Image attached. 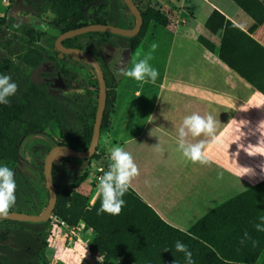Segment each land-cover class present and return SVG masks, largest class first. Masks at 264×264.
<instances>
[{"label": "rangeland", "instance_id": "1", "mask_svg": "<svg viewBox=\"0 0 264 264\" xmlns=\"http://www.w3.org/2000/svg\"><path fill=\"white\" fill-rule=\"evenodd\" d=\"M134 2L140 11H147L150 15L152 14V17L159 12L168 26L174 27L177 24L178 7L172 0H134ZM114 4L119 8L122 17L124 15L125 21L116 19L112 23H116L121 29L132 28L135 20L122 0H108L107 9L101 13H99L98 4L88 6L87 15L101 17L103 13L110 11L109 9ZM252 10L257 19L260 20L264 17V6ZM57 12L53 0H7V3L5 0H0V64H3L4 61L8 62L10 70L4 71L3 75L10 76L12 81L18 85L16 94L9 100L23 101L24 97L30 95V97H34L31 102L32 108L42 114L44 104L39 100L41 98L43 102L47 103L46 112L48 115L47 120L46 116L43 119L32 109L30 115L35 117L36 129L41 132L27 134V128L22 125L18 137L17 156L0 163V165H7L15 173L17 190L13 212L38 215L45 210L49 199V191L43 180V166L47 153L55 146L67 145L74 132L81 133L83 130H88L94 123L92 113L98 98V91L92 80L95 79V75L90 70L81 72L83 62L77 68L74 66L68 68L69 62L74 60L55 50L54 42L61 34L60 28L57 26ZM154 24V21H150L146 26L147 35L152 33ZM29 29L34 31L32 39L27 35ZM156 29L159 28L156 26ZM218 35L220 37L221 33L219 32ZM83 41L85 52L97 58L110 69L113 83L116 85L123 77L119 74V70L127 68L128 55L119 57L108 55L103 39L98 36H85ZM203 41L211 44L200 37L199 42L204 47ZM21 48L32 53L12 54ZM205 48L207 49V47ZM217 50L218 47L214 46L211 52L217 54ZM130 54V62L131 60L135 62V54ZM233 55L237 58L241 56L236 52ZM36 56H39L41 60L34 62ZM257 61L260 63V68L264 69V59L262 61L259 58ZM83 77L91 79L88 80V84L92 83L94 88L92 104L90 95L83 99L64 95L63 90H68V86L73 89L77 88L79 84H86L87 80H83ZM253 78L258 84L264 86V74L253 76ZM131 83L134 87L138 84L133 79H131ZM108 91L111 93V104L92 157L83 163L82 169L77 175L71 171L69 174L64 173L68 163L61 160L62 156H58L53 162L52 174L63 191V198L50 215L47 225L48 244L39 258L38 264H64L57 259L59 258L57 251L78 247L82 250L85 249L86 254L98 257L102 264H138V261L143 264H170L161 254L165 246L155 245L157 234L155 227L150 228L146 224V220L150 216V212L148 213L146 209L135 208V247L133 248L124 246L122 237L120 235L117 237L113 231L116 228V223L103 218L106 213H98L101 205L100 199L96 209L92 210L98 199L96 184L101 175L98 168L104 170L108 168L105 163L99 164L103 155L101 147L105 141V133L113 110V93L111 89ZM43 125L45 126L42 127ZM254 161L255 159H252V162ZM252 165L255 167L254 164ZM253 177L256 179H252L251 185H248L246 189L221 190L220 200L215 204L197 202L194 209L199 219L187 233L175 230L187 235L194 228L220 245V232H226L225 228L233 224L237 225L241 221L249 223L255 211L258 216L252 220H254L256 232H259L256 225L264 226L262 219L264 218V201L260 202V197L251 195V191L262 185V196L264 195V175H253ZM229 205L233 211L241 213L242 217L223 214L221 218L216 219L213 212L217 213L221 210L226 213ZM73 230H76V234L71 233ZM175 243L176 241L171 239L169 245H166L170 248L169 251L177 252ZM5 246L9 247V245ZM209 249L219 257L215 249L211 247ZM81 256L83 257L82 254ZM88 261L89 259L84 257L83 263ZM92 261L96 262L94 259ZM197 263L199 262L195 264ZM254 264H264V245L260 252L258 250Z\"/></svg>", "mask_w": 264, "mask_h": 264}, {"label": "crops", "instance_id": "2", "mask_svg": "<svg viewBox=\"0 0 264 264\" xmlns=\"http://www.w3.org/2000/svg\"><path fill=\"white\" fill-rule=\"evenodd\" d=\"M172 2L178 7L177 24L171 28L154 24L152 33H146L132 53L135 62H130L131 54L128 55L126 69L142 59L153 43L157 44L150 61L159 73L156 82L138 83L134 87L131 78L123 75L111 89L113 110L99 164L109 165L112 146L124 147L140 169L139 177L129 190L161 221L187 233L199 219L194 209L197 202L215 204L220 200L221 190L246 189L252 179H256L253 175L240 177L232 159L241 167L253 169L255 176L264 175L261 171L264 157L249 156L238 150L237 144H232L237 135L235 120L247 122L242 129L246 135L240 143L245 147L249 143L258 144L260 134L256 128L264 121V94L223 63L216 53L201 45L200 37L216 47L220 44L219 35L210 33L204 24L216 10L264 48V20L256 24L231 0ZM73 60L68 68L82 65L78 59ZM86 70H89L88 65L83 63L81 72ZM83 80L87 83L64 89V95L83 99L89 94L92 104L94 88L92 83L88 84L91 79L83 77ZM92 80L94 82V78ZM139 93H144L146 99L140 100ZM192 113L211 114L220 122L218 134L224 147H209L206 165L185 160L177 150L178 128L183 118ZM157 146L162 151L158 152ZM71 233L76 234V230ZM57 254V259L64 264H102L98 257L86 254L80 247L57 251ZM84 257L89 261L83 263Z\"/></svg>", "mask_w": 264, "mask_h": 264}, {"label": "trees", "instance_id": "3", "mask_svg": "<svg viewBox=\"0 0 264 264\" xmlns=\"http://www.w3.org/2000/svg\"><path fill=\"white\" fill-rule=\"evenodd\" d=\"M107 1L108 0H53V4L58 10L57 26L60 28L61 34L89 24H109L119 27L116 23L112 22L116 19L123 20L124 22L125 19L124 16L122 17V13L119 12V8L115 4L111 7V9H109L110 11L103 13V16L101 17L97 15L89 17L87 15V7L96 4L99 5V13L105 11L108 6ZM231 1L243 12L253 18L256 24L263 22L264 17L260 20L257 19L252 9L263 7L264 2L261 3L258 0ZM135 5L137 6L136 3ZM140 14L142 17V27L138 35L135 37L128 38L110 33L94 32L66 39L62 42L63 46L67 48H78L85 51L82 45V42H84L83 38L85 36L94 35L103 39L108 55L111 54L115 57H119L127 51L133 53L136 50L146 33V26L150 21H154L156 25L163 28H171L168 26L167 22L161 18L159 12L155 13L153 17L152 14L150 15L147 11H140ZM204 26L212 34L221 33L220 44L217 50L218 58L253 87L264 94V86L258 84L253 78V76L264 74V69L260 68V63L257 61L259 58L263 61L264 48L216 10L211 13ZM33 33L34 31L29 29L27 35L32 39ZM203 44L210 51L214 49L213 45L205 41H203ZM235 52L239 53L241 56L237 58L233 55ZM29 53L32 52L23 48L19 49L16 53L12 52V54ZM68 57L74 59V57ZM95 59L98 61L103 71L107 90L114 88L115 84L113 83V76L110 69L105 64H102L97 58ZM39 60H41L40 57L36 56L34 62ZM81 62L86 64L84 61ZM7 63V61H4L3 64H0V74H3L6 70H10ZM88 68L93 72L90 66H88ZM94 85L98 91L96 79H94ZM81 86L82 84H79L78 87ZM68 89H70V86H68ZM110 97L111 93L110 91H107L101 127L105 122L108 108L111 104ZM33 99L34 97H30L29 95L28 97H24L23 101L12 99L6 105L0 104V163L17 156L18 137L22 125H25L27 128V134L41 132V130L36 129L37 126L35 117L30 115L31 110L33 109L31 106ZM39 100L42 101V104H44L43 112L41 114V112L39 113L36 110L34 111V109L33 112L43 117V119L46 116L47 120V103L43 102V99L41 98ZM113 103L114 97L112 104ZM96 106L97 104L94 106V111L92 113L93 119L95 117ZM44 126L45 125L42 127ZM92 129L93 124L88 130H83L81 133L74 132L70 142L65 146L78 151L86 150L90 143ZM61 160L68 163V167H66L64 172L65 174H69L71 171V173L77 175L81 171L83 163L87 162L89 159L82 160L62 156ZM71 166H74V168H71ZM53 183L57 196L54 208H57L59 202L63 198V191L58 186L54 176ZM262 187V185H259L251 191V195H258L260 197V202L264 201V195L262 196ZM99 199L100 198H98L95 202L92 210L96 209ZM123 199L125 201V207L122 209L120 215L111 216L106 214L103 218L108 221L115 222L116 228L113 231H115L117 237L119 235L122 237V243L124 246H127V248H133L135 247V208H140L141 210L142 208L146 209L148 213L150 212V216L149 219L146 220V224L149 225L150 228L155 227L156 230L157 240L155 245L165 246V248L162 249L161 254L170 264H187L184 253L169 251L170 248L166 247V245H169L171 239L174 241H181L183 244L187 245L188 249L192 253V260L194 264L196 262H199L197 264H254L258 250L260 252L264 245V231L256 232L254 220H252L255 216H258V213L255 211L253 212L249 223H247V221H241L237 225L233 224L228 228H225L224 230H226V232H220L219 239L221 244L219 245L214 243V241L210 238L206 237L203 232L197 231L194 228H192L189 233L185 235L168 227L149 207H147V205L134 195L131 190H128ZM11 212H13V210ZM223 214H233V216L237 215L240 218L242 217V214L233 211V209L230 208V205L228 206L226 213H223L221 210L217 213L213 212V215H216V219L221 218ZM48 222L49 220L43 223L17 222L4 219L0 220V264H38V260L48 244ZM262 228H264V226ZM5 245H9V247H6ZM209 247L215 249L219 257H217L209 249ZM138 264L143 263L138 261Z\"/></svg>", "mask_w": 264, "mask_h": 264}, {"label": "clouds", "instance_id": "4", "mask_svg": "<svg viewBox=\"0 0 264 264\" xmlns=\"http://www.w3.org/2000/svg\"><path fill=\"white\" fill-rule=\"evenodd\" d=\"M5 3H7V0H5ZM157 47L158 45L153 43L150 51L142 59L134 63L131 68H121L119 74L131 78L141 85L146 83L154 84L159 73L151 65L150 61L153 59L152 53L155 52ZM17 90L18 85L12 81L10 76L0 74V104H8L10 102L9 98L14 96ZM235 122L237 127L234 132L237 135L233 138L232 144H237L238 150H243L249 156L258 155L264 157V121H261L256 128V132L260 134L258 144L249 143L247 147L240 143L246 135L242 129L247 126V122H237L236 120ZM219 126V120L211 114L200 115L199 113H192L185 116L178 128L177 150L185 160L193 164H208L207 149L213 145L218 148L224 147L223 141L218 134ZM155 148L158 152L162 151L160 146ZM236 155H238V152ZM109 159L110 163L107 170H100L103 174L98 177L96 184V195L101 200L98 213L118 216L125 207L123 197L132 187V182L139 177L140 169L132 154L119 144L110 148ZM232 163L240 177L255 175L253 169L239 166L235 159H232ZM261 171L264 172V168ZM16 190L17 184L14 171L7 165H0V218H7L13 210L16 204ZM256 229L264 231L260 224L256 225ZM175 249L177 252L184 253L187 264H194L192 253L187 245L181 241H176Z\"/></svg>", "mask_w": 264, "mask_h": 264}, {"label": "water", "instance_id": "5", "mask_svg": "<svg viewBox=\"0 0 264 264\" xmlns=\"http://www.w3.org/2000/svg\"><path fill=\"white\" fill-rule=\"evenodd\" d=\"M122 1L135 20V24L132 28L121 29L108 24L105 25L89 24L80 27L78 29H74L60 34L54 42V47L57 52L66 56L74 57L75 59L78 60L80 59L84 61L88 66H90L91 69L93 70L95 79L97 81V86H98L97 106L94 117L92 136L88 148L86 150L78 151V150H73L65 145H58L53 147L51 150H49V152L45 157L44 166H43V177L46 187L49 191V199L45 210L38 215H31L20 212H10L7 218H0V220L4 219V220L27 222V223H43L48 221L50 219V215L55 207L57 200L55 186L53 183V176H52V165L54 160L58 156H67L76 159L87 160L90 157H92V155L95 153L97 142L100 135L103 113L105 109L106 93L108 91L106 88L103 71L98 61L92 55L78 48H67L63 46L62 42L66 39H71L76 36H80L86 33H94V32L110 33L113 35H118L121 37H128V38L135 37L136 35H138L142 27V17L140 11L135 5L133 0H122Z\"/></svg>", "mask_w": 264, "mask_h": 264}, {"label": "built area", "instance_id": "6", "mask_svg": "<svg viewBox=\"0 0 264 264\" xmlns=\"http://www.w3.org/2000/svg\"><path fill=\"white\" fill-rule=\"evenodd\" d=\"M131 52L130 51H127L126 53H124L123 55H129ZM139 95V99L140 100H145L146 99V96H145V94L144 93H139L138 94ZM102 168H98V172L99 173H101V175L103 174L100 170H101Z\"/></svg>", "mask_w": 264, "mask_h": 264}]
</instances>
